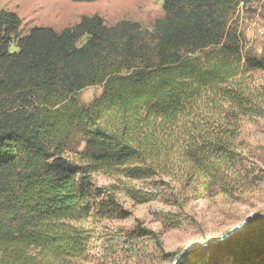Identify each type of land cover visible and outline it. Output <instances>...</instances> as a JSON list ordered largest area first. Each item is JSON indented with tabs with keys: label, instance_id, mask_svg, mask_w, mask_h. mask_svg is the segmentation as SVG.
Here are the masks:
<instances>
[{
	"label": "trees",
	"instance_id": "obj_1",
	"mask_svg": "<svg viewBox=\"0 0 264 264\" xmlns=\"http://www.w3.org/2000/svg\"><path fill=\"white\" fill-rule=\"evenodd\" d=\"M241 1L162 0L151 32L84 16L21 36L19 17L0 12V264L86 261L95 225L125 216L115 194L138 200L131 181L159 172L203 199L241 200L264 181V148L240 133L244 117L264 115V93L246 79L264 73V58L245 55L230 24ZM94 86L101 95L80 103ZM76 139L83 148L70 157ZM99 174L116 183L98 186ZM162 217L177 226L174 214ZM135 229L171 262L178 254ZM178 264H264V218Z\"/></svg>",
	"mask_w": 264,
	"mask_h": 264
},
{
	"label": "rangeland",
	"instance_id": "obj_2",
	"mask_svg": "<svg viewBox=\"0 0 264 264\" xmlns=\"http://www.w3.org/2000/svg\"><path fill=\"white\" fill-rule=\"evenodd\" d=\"M6 11L20 19L19 34L28 33L34 27H47L56 32L76 25L84 16H98L105 25L121 21L138 24L142 30L151 32L156 20L163 17L162 0H95L73 2L71 0H0V12ZM230 24L239 35L243 53L254 58H264V0H243L233 14ZM10 52H17L14 41ZM247 82L264 93V73L251 71ZM102 92L101 86L89 87L77 94L82 104H90ZM240 133L247 145L264 148V115L244 117ZM83 144L76 139L66 155L73 157ZM98 186H110L116 182L104 175H94ZM169 182L179 192L178 183L170 182L166 174L159 172L154 177L131 181L130 186L141 195L131 199L123 192L115 199L123 213L113 212L95 226L98 238L86 261L77 264H171L150 237L141 236L136 224L157 233L165 253H179L191 245L204 243L222 236L246 217L264 213V181L241 200L215 196L197 198L189 190L178 193L180 204L171 197ZM143 199H150L139 203ZM172 213L178 222L176 227H166L162 215ZM101 237V238H100ZM195 259V258H194Z\"/></svg>",
	"mask_w": 264,
	"mask_h": 264
},
{
	"label": "water",
	"instance_id": "obj_3",
	"mask_svg": "<svg viewBox=\"0 0 264 264\" xmlns=\"http://www.w3.org/2000/svg\"><path fill=\"white\" fill-rule=\"evenodd\" d=\"M260 218H264V213H257L254 215H250L248 217H246L242 222H240L238 225H236L235 227H233L232 229H230L229 231H227L226 233H224L222 236L215 238L213 240L204 242V243H198V244H194L191 245L187 248H184L183 250H181L172 260L171 264H178V262L182 259V257L184 255H186L187 253L199 249V248H204V247H211L214 246L218 243H221L223 241H225L226 239L234 236L235 234H237L238 232H240L242 229H244L250 222L256 220V219H260Z\"/></svg>",
	"mask_w": 264,
	"mask_h": 264
}]
</instances>
